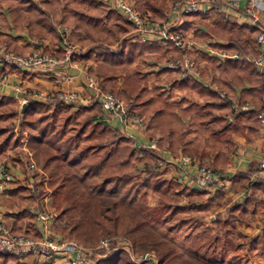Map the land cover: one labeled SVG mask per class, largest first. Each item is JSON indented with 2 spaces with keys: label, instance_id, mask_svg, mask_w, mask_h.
Here are the masks:
<instances>
[{
  "label": "trees",
  "instance_id": "obj_1",
  "mask_svg": "<svg viewBox=\"0 0 264 264\" xmlns=\"http://www.w3.org/2000/svg\"><path fill=\"white\" fill-rule=\"evenodd\" d=\"M144 1L150 11L163 19L164 0ZM3 5L15 24L24 21L29 29L50 33L56 40L59 36L51 19L60 15V23H74V28L81 30L84 37L81 40L71 37V43H91L83 57L94 53L98 75L102 76L101 86L104 87L123 70V91L117 94L123 99L132 98V105H138L137 113L145 116L147 132L156 137L159 146L169 149L174 155L178 152L190 154L201 164L205 157L210 156L212 169L225 173L227 150L233 143L231 135L240 133L239 126L228 120L227 114L236 121L244 118L248 123L244 126L247 133L253 134L254 126L259 124L258 111L264 100V76L254 62L246 58L257 54L255 36L258 29L251 24L237 25L221 18L210 28L217 37L226 41L225 44L214 43L213 47L237 57H225L223 60L206 54L196 57L205 59L212 72L218 71L217 75L213 74L212 82L225 91L224 98L209 86L192 79L174 80L168 83L166 90L154 85L153 93L148 89L146 74L141 72L137 61L144 58L146 51L163 49L154 42L123 41L115 50L109 49L104 41L95 43L99 35H105L107 41H115L108 25L115 28L120 21L123 23L112 10L105 11V21L90 16L91 13L103 12L102 1L0 0V15ZM192 14L195 13L187 15ZM114 16L117 19L113 20ZM188 24L185 20L182 26L187 27ZM127 26L131 25L127 23ZM195 37L206 39L209 34L196 30ZM2 40L5 36L0 32V42ZM107 62L116 66H105ZM245 81L248 87L243 86ZM234 87L240 88L239 103L246 102L252 106L249 110H232ZM132 105L130 109H133ZM17 107L15 98L0 97V158L10 149L26 143L29 155L42 167L46 183L52 189L54 207L60 218L65 219L59 230L62 237L93 246L106 229L121 233L138 250L144 249L146 244H153L158 264H186L178 246L150 231L148 222L168 225L174 232L187 237L190 231L202 224L204 218L223 204L221 188L213 190L209 196L211 191L186 187L182 192L184 198L180 197L184 201L182 204L171 200L175 182L156 177V167L143 160V154L149 153L142 148H133L131 139L112 128L103 119L97 101L75 105L26 99L19 116ZM142 161V166L137 165ZM238 174L241 180H246L242 172L236 176ZM22 190L19 187L14 189L15 200H22ZM149 193L158 196L157 205L147 203ZM205 197V202L195 203ZM105 199L110 201L105 203ZM249 204L250 200L245 198L226 206L223 215L214 214V219L210 220V232L202 230L191 241L197 257L209 263L253 264L237 252L240 243L233 232L235 221L243 218ZM28 223L33 224L32 215L26 209H20L13 217L11 231L29 234L28 229L34 225L30 228ZM211 231L215 232L211 234ZM242 237L250 254L264 257V227L261 233ZM0 264L24 263L14 254L0 250ZM92 264L135 263L124 250H117L105 253Z\"/></svg>",
  "mask_w": 264,
  "mask_h": 264
},
{
  "label": "built area",
  "instance_id": "obj_2",
  "mask_svg": "<svg viewBox=\"0 0 264 264\" xmlns=\"http://www.w3.org/2000/svg\"><path fill=\"white\" fill-rule=\"evenodd\" d=\"M109 7L122 14L133 24L132 38L138 42H159L163 45L171 44L180 50L178 55L170 54L165 62V67L179 80H197L204 85H209L224 98V90L218 89L217 84L206 82L201 77L200 68L189 54L204 50L203 43L193 41L186 36L181 29L174 24L158 22L138 13L127 0H103ZM173 13L176 18L189 13H208L213 10L220 11L224 17H230L231 13L241 16L249 24L258 29L255 37L257 54L248 55L246 58L252 60L257 68L264 73V0H176L173 3ZM60 54H46L41 51H33L30 54H19L0 45V95L22 96L25 98L51 101L55 103H73L75 105L83 102L97 101L100 103L104 113L116 116L127 132L129 127L144 125L143 117L130 109L127 104L111 90L100 86L98 78L91 73L85 76V93L70 90L41 91L30 90L19 84H14L9 77V67L21 70H35L41 73L52 74L57 69L71 66L72 56L76 52V46L70 42L69 29L67 26H58ZM222 57H237L236 54H222ZM210 83V84H209ZM9 92L11 94H9ZM233 111H246L251 108L248 103H239L231 99ZM259 125L264 129V101L258 111ZM142 130V129H140ZM139 147L150 150L154 154V163L159 171L166 170L169 177L183 187L198 190L213 191L223 188L227 182L226 173H220L211 167L199 163L186 154L171 155L160 149L155 138L149 136L144 142L136 138ZM24 149V170L18 173L17 161H0V195H7L12 182H23L29 196L37 194L39 184L45 180L42 170L29 158V152ZM26 155H29L27 157ZM20 160V161H19ZM15 161V162H14ZM18 163V164H19ZM20 167V166H19ZM257 167L264 170V156L257 162ZM17 170V171H16ZM16 171V172H15ZM36 222L40 224V236L33 233H13L7 222L0 220V250L14 254L17 257L30 255L32 264H92L97 258L109 251L125 250L129 253L131 260L137 264H157V257L152 252L134 253L123 238L104 237L91 247H85L75 240L55 237L48 232V224L53 219L51 212L44 209H36Z\"/></svg>",
  "mask_w": 264,
  "mask_h": 264
},
{
  "label": "crops",
  "instance_id": "obj_3",
  "mask_svg": "<svg viewBox=\"0 0 264 264\" xmlns=\"http://www.w3.org/2000/svg\"><path fill=\"white\" fill-rule=\"evenodd\" d=\"M95 1L100 2L101 0ZM139 7L146 9V11L151 14V12L147 10V7L144 3H140ZM102 10V13H91L90 16L101 18L103 21H105V11L104 9ZM59 17L60 15H58V18L51 19V24L55 32H57L56 25L62 24L59 22ZM167 18L169 21V13H167ZM221 18L228 19L229 21L237 25L249 24L248 21H246L241 16L236 15V13L234 12L231 13L230 17H224L221 12L217 10L202 14L195 13L192 15H186L185 19L180 20V22L177 24V28L181 29V31H183L186 36H189L193 41L203 43L205 46L204 50H201L199 52L191 51L190 54L195 57L206 54L208 56L217 57L220 60H223V58H225L221 56L222 54H226L225 51L213 47V44H225L226 41L217 37L213 32L210 31V28L214 27L216 22ZM172 20H174V18L170 19V21ZM185 20H188L189 22L187 27L182 26ZM190 23L192 24L190 25ZM191 26H193V28H191ZM68 27L70 38L72 37L78 40L83 39L84 33L81 30L74 28V23H71ZM196 30H201L202 32L208 33L209 37L206 39L203 37L196 38ZM0 32L5 36V39L11 45V47L19 52L24 53L30 51L32 47L35 46L33 40L35 38H38L40 44L43 45L44 50L55 53L57 55L60 54L61 50L59 48V40H56L50 33L35 32L33 29H29L24 21L15 24L4 5L2 15H0ZM90 44L91 43L82 45L80 43H74L77 49L75 54L72 56L71 66L59 68L52 74L41 73L35 70H9L10 79L12 82L22 84L24 87H28L30 89H38L41 91L70 90L78 93H85L84 81L86 73H92L97 70V62L94 59V53H91L87 57H83ZM105 45H107V43H105ZM163 51L164 50H162V52L160 53L161 55H159L161 58H163ZM145 54H147V58L141 64L140 70L141 72L146 74V85L148 88H150L151 84L155 83V81L164 78L167 79H165V81H169V84L174 80H179L170 70L168 71L166 69L165 64L162 65V59H157L156 50L151 49V51L144 52V55ZM76 57L77 59H75ZM198 60L200 61L199 64L202 79L206 82H212L213 74L217 75L218 71L215 70L212 72L205 59ZM257 70L261 73L262 76H264V73H262L259 68H257ZM201 84L204 85L203 83ZM243 86L248 87L249 84L245 81L243 83ZM234 88V95L239 96L240 88ZM4 96H10L16 99L20 98V96ZM87 103L89 102H83L82 105H85ZM227 116L228 120L236 123L239 126L240 133H233L231 135L233 143L232 146L227 150L228 158L225 173L228 180L226 182V185L221 188L223 192V204L218 206L215 209L214 213L206 218H208L209 220H213L214 214L221 213L223 215L225 213L226 206L241 202L245 198H248L250 200V204L247 208V212L245 213L243 218L235 221L234 230L239 231L245 237L254 236L258 233H261L264 227V170H261L257 167V162L264 156V130H262L259 125L256 124L254 126V133H247L248 130L244 126L248 125V123L244 118L236 121L235 118L230 117L231 115L227 114ZM103 119L106 120V122L112 128L119 129V121L116 116L103 113ZM129 132L134 136V138H137L139 141L144 142L147 138V133L145 131L144 133L143 130L132 128L129 129ZM204 160L211 164L212 157H205ZM19 165L20 164L16 163L17 168H19ZM238 172H242V174L245 176V181L241 180V177L239 178V174L238 176H236ZM14 189L15 188L10 185L7 196L12 197V195H14ZM212 194L213 191H211L208 195L211 196ZM176 195V198H179V204H182L183 200H180V195ZM181 197L183 196L181 195ZM155 199L156 200L154 202H149V204L154 205L157 202V197H155ZM205 201L206 197L202 200L196 201L195 203H203ZM3 202L0 200V220L7 222V224H10L9 226L11 228L13 224V217L19 211V209L7 207ZM40 228L41 227L39 222L35 221L33 229L28 230L30 231L29 233H33L35 236H40ZM245 242L246 240L244 239L239 243L240 245L242 244V246H246ZM246 253L247 255L245 257L249 258L253 262V264H264V257L259 258L253 254H250L248 250ZM19 260L20 262L25 264L32 263V258L27 256ZM53 264H60V262H54Z\"/></svg>",
  "mask_w": 264,
  "mask_h": 264
},
{
  "label": "rangeland",
  "instance_id": "obj_4",
  "mask_svg": "<svg viewBox=\"0 0 264 264\" xmlns=\"http://www.w3.org/2000/svg\"><path fill=\"white\" fill-rule=\"evenodd\" d=\"M41 0H34V2H40ZM102 3H103V9L104 11H108V10H112L113 12H115L116 10L109 7L108 5H106L103 0H101ZM129 1L133 8L138 12L140 13L143 17H147L149 19H152V20H155V21H158V22H165L167 24L171 23V24H174V20L176 21V23L180 22L181 19H185V16L187 14H184V15H181L180 18H176L175 19V16H174V13H173V3L176 1V0H164V2H166V4H164V9H163V19H160V16L153 13L152 11H150L148 8L147 10L151 12V14L149 12L146 11V9H143L141 7H139V4L140 3H144L145 4V1L144 0H127ZM141 6V5H140ZM118 17L121 18L122 22L121 21L119 22L118 26H116L115 28L112 27V25H108L109 28H111V31L113 32V35L115 36V41L113 39L107 41L105 40V35H99L98 37L95 38V43H97V41H104L105 43H107L108 48L109 49H113L115 50L118 46V44H121L123 41H126V42H138L136 40H133L132 38V33L131 31L133 30V24L130 23L122 14H120L118 11L115 12ZM167 13H169V21H168V18H167ZM264 14V13H263ZM171 18H174V20L170 21ZM117 19L116 16L113 17V20ZM127 23H129V25H131L130 27L127 26ZM192 23H190L191 25ZM58 26H67V28L69 29V25H65V24H60V25H56V27ZM191 28H193V26H191ZM58 32V31H57ZM58 36H59V33H58ZM256 37V36H255ZM69 39H70V32H69ZM102 39V40H101ZM34 47H32V49L28 52H19L17 50H15L14 48L11 47V45L8 43V41L5 39V40H2L0 42V45H4L6 46V48H8L9 50H12L16 53H19V54H30L32 53L33 51H41L43 53H46V54H55V53H52V52H49L47 50H44L43 48V45L40 44L39 42V39L38 38H35L34 40ZM60 41V40H59ZM256 41V40H255ZM71 42V40H70ZM154 42V41H152ZM139 43H144V42H139ZM154 43H157L158 46H160L164 51H163V58H161L159 55H161L160 53L162 52V50H156V56H157V59H162V65L165 64L166 60L169 59V55L170 54H174V55H178L180 53V50H178L177 48H174L172 47L171 44L169 45H163L159 42H154ZM74 44V43H73ZM256 46H257V43H256ZM257 51V50H256ZM191 52H189L190 54ZM57 55V54H55ZM190 56L192 58L195 59V61L197 62L199 68H200V61L195 57L193 56L192 54H190ZM147 58V54L144 55V58L142 57L141 59L139 58L138 61H137V64L139 65L140 69H141V64L144 62V60ZM159 61V60H157ZM159 61V62H161ZM106 65L105 66H108L112 68H114L113 66H116V65H113V64H110L109 62L105 63ZM123 66H125L127 68V65L123 64ZM144 67V66H143ZM18 68H13L11 70H14L16 71ZM21 70V69H19ZM167 70L169 71V68H167ZM28 71H33V70H28ZM96 72V73H95ZM95 72H92L91 74L95 77L98 78V81H99V84L101 86L102 84V76L99 77V73L98 71L96 70ZM124 71L121 70L120 72H118L116 74V76L112 79V81L108 82L106 85L101 86L102 88L104 89H107V90H111L112 92H114L117 96H119L117 93H120L121 91H123V78H124ZM169 75V74H168ZM173 76V75H172ZM175 76V75H174ZM9 77H10V74H9ZM166 78L164 79H161V80H157L155 81V83H152L150 88H148L150 91H152L154 93V89H153V86L156 85V86H159L162 90H166V87L169 83V81H165ZM169 79V77H168ZM167 80V79H166ZM214 83V82H212ZM14 84H19V83H14ZM210 84V83H209ZM216 84V83H215ZM21 85L22 87H24L22 84H19ZM209 86V85H207ZM210 87V86H209ZM28 88V87H26ZM211 88V87H210ZM30 89V88H28ZM220 89V88H218ZM30 90H38V89H30ZM222 90V89H221ZM9 94H11L9 92ZM1 96H4V95H0ZM121 98V97H120ZM232 98L236 99L238 101V96L234 95L232 96ZM16 99V98H15ZM27 98L25 97H22L20 96L19 99H16L18 101V107H17V110H18V116L19 114L21 113V108H22V105L25 104V100ZM126 104L127 106L129 107L130 104L132 105L131 102L132 101V98L130 100H127V99H123L121 98ZM264 101V100H263ZM239 102V101H238ZM99 103V102H98ZM100 105V103H99ZM250 105V104H249ZM251 106V105H250ZM133 109H135L136 113L138 112V105H132L131 106ZM252 107V106H251ZM130 108V107H129ZM103 111V110H102ZM104 113V112H103ZM139 114V113H138ZM140 116L143 117V122H144V125L139 127L140 129L143 130V132L145 131L147 133L146 137H153L155 138L156 142H157V139L154 135L150 134L147 132L146 130V124H145V116L143 114H139ZM18 118V117H17ZM19 119H17V122H18ZM119 121V120H118ZM259 125V124H258ZM119 129L118 128H114L116 129L117 131H119L121 134L125 135L126 137H128L129 139H131V142H132V147L134 148H142V147H139L137 145L138 142H136V138H134V136L132 134H130L129 132V129H127V132L124 131L122 128H123V125L119 122ZM117 127V126H116ZM260 127V125H259ZM130 129L132 128H135V127H129ZM261 128V127H260ZM139 129V130H140ZM262 129V128H261ZM264 130V129H262ZM144 132V133H145ZM23 142H25L24 138H22ZM143 142V141H141ZM157 145H158V142H157ZM24 146L25 148L27 149V145L26 143H24ZM23 146H20L19 148H12L10 149L6 155H4L2 158H0V161L2 160H11L13 161L14 158L12 157H15V160L17 161L18 158H21V162L19 163L17 161V163H19L20 167L17 168V172L18 173H22L20 171H23L24 170V161L25 160V157H24V149H22ZM158 147L162 150H164L166 153H170L171 155H174L172 152L169 151V149H166V148H162L161 146L158 145ZM144 151H147L149 154H143V160H147L148 161V164H152L154 165V167H156L155 163H154V154L150 151V150H147L145 148H142ZM28 150V149H27ZM179 154H183L181 152H178V154L176 155H179ZM186 155H189L191 156L192 158H194L195 160H197L199 163L200 160L197 159L196 157L190 155V154H186ZM27 157H29V155H26ZM34 163L35 161L31 158V156L29 157ZM20 161V160H19ZM15 162V161H14ZM143 164V161L141 163H138L137 165L139 166H142ZM203 165H206V166H209L212 168L211 164L208 163L206 160H203L202 162ZM35 165L43 171L42 167L40 165H37L35 163ZM15 171V172H16ZM44 173V172H43ZM156 177L158 179H165V180H171V181H174L172 180L171 178H169V175L168 173L166 172V170H163V171H159L157 168H156ZM175 182V181H174ZM174 188H173V193L170 195L171 196V200L173 201H177V202H180L178 201L179 198L177 199V195L176 194H179L180 197L181 195L184 197L183 195V190L186 189V187H183L181 186V184L175 182L174 183ZM11 186H13L14 188L16 187H19L23 192V198L22 200H18V199H14L15 196L12 195L11 196H7V195H0V200L7 206V207H10V208H13V209H26L31 215H32V219H33V224L35 223V212H36V209L39 208V209H44V210H47L49 212L52 213V215L54 216L53 219L51 220V222L48 224V231L49 233H51V235H54L55 237H59V238H62V239H65L64 237H62V235L60 234L59 230L60 228L65 224V219H62L60 218L59 216V213H58V210L54 207L53 205V197H52V189L48 186V184L46 183V180H44L41 184H39V189H38V192L36 195L34 196H29L27 190L25 187H23V182L21 181H18V182H12L10 184ZM175 190V191H174ZM150 196V197H149ZM169 196V194H168ZM155 197H157V202L154 204V205H150L149 202H154L156 199ZM147 203L150 205V206H155L157 205L159 199H158V196L153 194V193H149L147 195ZM13 200H15L13 202ZM15 205H13L12 203ZM110 200L109 199H105V203L109 202ZM184 202V201H183ZM210 220L208 218H205L202 222L201 225L197 226L196 228H194L192 231L189 232L188 236L186 237L184 234L182 233H176L174 232L171 228H169L168 225H165V224H160L158 222H148V225H147V228L150 229V231L152 232H155L159 237H161L162 240L164 241H171L173 242L174 244H176L178 246V251L180 252L181 254V257L182 259L185 260L186 264H226V263H218V262H215V263H209V262H206L204 260H202L201 258L197 257V255L194 253L193 249H192V246H191V241L194 240V237L196 236V234H199L202 230H205V232L209 233V227H210ZM10 225V224H9ZM13 225V224H12ZM31 224L28 223V227L30 226V228H32ZM26 226V227H27ZM25 226L22 227V230H24ZM33 229V228H32ZM30 232V231H29ZM215 231H211V234H213ZM233 232L235 233V236H236V239L238 242L240 241H243L244 238L242 237V234L239 232V231H236V230H233ZM241 234V236H237V234ZM104 237H111V238H123L124 240L127 241V243L129 244L128 246L130 247V249L134 252V253H144V252H152L153 254H155V256L157 257V252L155 251V248L153 246V244H146L144 246V249H135L133 246H132V243L130 242V240L128 238H126L125 236H123L121 233H113V232H108L106 229L104 230V232L102 233V235L99 237L98 241ZM97 241V243H98ZM96 243V244H97ZM82 244V243H81ZM95 244V245H96ZM83 245V244H82ZM85 246V245H83ZM94 246V245H93ZM85 247H91V246H85ZM246 246H242V244L237 248V252L239 254H242L244 256L247 255V250H246ZM114 251V250H112ZM125 251V250H124ZM126 252V251H125ZM129 259L131 260L130 256H129V253L126 252ZM17 257V256H16ZM27 257H30V255H27ZM18 260L21 259V258H24L23 257H17ZM20 261V260H19ZM132 261V260H131ZM133 262V261H132ZM135 263V262H133ZM25 264V263H24ZM32 264V263H30ZM137 264V263H135ZM157 264H158V257H157Z\"/></svg>",
  "mask_w": 264,
  "mask_h": 264
},
{
  "label": "water",
  "instance_id": "obj_5",
  "mask_svg": "<svg viewBox=\"0 0 264 264\" xmlns=\"http://www.w3.org/2000/svg\"><path fill=\"white\" fill-rule=\"evenodd\" d=\"M24 107H25V104L22 105V108H24Z\"/></svg>",
  "mask_w": 264,
  "mask_h": 264
}]
</instances>
